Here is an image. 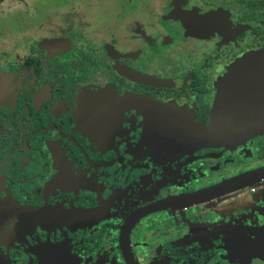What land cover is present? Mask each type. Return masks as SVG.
<instances>
[{"label": "flooded vegetation", "instance_id": "obj_1", "mask_svg": "<svg viewBox=\"0 0 264 264\" xmlns=\"http://www.w3.org/2000/svg\"><path fill=\"white\" fill-rule=\"evenodd\" d=\"M161 1L133 8L111 78L49 71L64 45L0 55V264H264V133L189 154L161 137L180 110L206 126L228 67L264 51V0Z\"/></svg>", "mask_w": 264, "mask_h": 264}, {"label": "rangeland", "instance_id": "obj_2", "mask_svg": "<svg viewBox=\"0 0 264 264\" xmlns=\"http://www.w3.org/2000/svg\"><path fill=\"white\" fill-rule=\"evenodd\" d=\"M161 3V0H0V55L10 58L26 55L27 44L17 48L32 41L40 50L47 49L52 57L64 45L69 48L65 63L49 64V71L54 68L59 72L70 71L67 62L72 59L78 64L81 60L82 72L86 73L79 77L81 80L111 78L112 59L106 55L112 57L116 50L122 57L128 54L133 8L136 6L139 20L152 4V16L157 18ZM86 64L92 66L87 68Z\"/></svg>", "mask_w": 264, "mask_h": 264}, {"label": "water", "instance_id": "obj_3", "mask_svg": "<svg viewBox=\"0 0 264 264\" xmlns=\"http://www.w3.org/2000/svg\"><path fill=\"white\" fill-rule=\"evenodd\" d=\"M102 95V93L94 94L92 98L96 101L101 100L99 104L106 106V99L101 97ZM82 101L85 105L93 104L90 99ZM111 101L113 102V99ZM135 103L145 110H153L154 113L164 112L163 110L173 111L165 105L151 101L137 102L136 100ZM179 115L180 119H177L179 126L167 129L165 134L161 133V137L174 138L182 154H189L202 148L230 149L263 134L264 51L257 54H246L228 67L217 83L206 126L193 124L185 111L180 110ZM144 130V136H146L148 127L146 126ZM260 172L259 170V175ZM262 172L264 173V168ZM256 174L258 173L234 179L230 184L245 182L257 177ZM204 194L200 192L188 194L180 197L177 202L186 203ZM255 247H258L257 249L264 256V240L258 241Z\"/></svg>", "mask_w": 264, "mask_h": 264}]
</instances>
